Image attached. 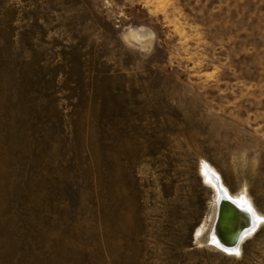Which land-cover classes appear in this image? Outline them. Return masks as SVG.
Wrapping results in <instances>:
<instances>
[{
  "label": "rangeland",
  "instance_id": "1",
  "mask_svg": "<svg viewBox=\"0 0 264 264\" xmlns=\"http://www.w3.org/2000/svg\"><path fill=\"white\" fill-rule=\"evenodd\" d=\"M202 161L264 217V0H0V264H264Z\"/></svg>",
  "mask_w": 264,
  "mask_h": 264
},
{
  "label": "bare ground",
  "instance_id": "2",
  "mask_svg": "<svg viewBox=\"0 0 264 264\" xmlns=\"http://www.w3.org/2000/svg\"><path fill=\"white\" fill-rule=\"evenodd\" d=\"M135 38L140 39L141 36L136 34ZM199 173L202 181L214 192V212L208 241L215 249L238 255L244 238L264 223V217L256 211L245 193L232 195L209 164L202 161Z\"/></svg>",
  "mask_w": 264,
  "mask_h": 264
},
{
  "label": "snow or ice",
  "instance_id": "3",
  "mask_svg": "<svg viewBox=\"0 0 264 264\" xmlns=\"http://www.w3.org/2000/svg\"><path fill=\"white\" fill-rule=\"evenodd\" d=\"M237 254H238V252H237Z\"/></svg>",
  "mask_w": 264,
  "mask_h": 264
}]
</instances>
